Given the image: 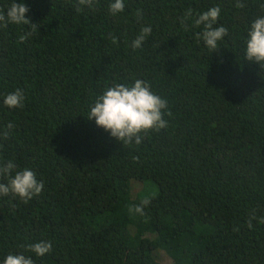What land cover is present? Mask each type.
I'll return each mask as SVG.
<instances>
[{"label":"trees","instance_id":"1","mask_svg":"<svg viewBox=\"0 0 264 264\" xmlns=\"http://www.w3.org/2000/svg\"><path fill=\"white\" fill-rule=\"evenodd\" d=\"M16 2L36 26L0 27V163L43 189L28 203L0 195V264H164L159 252L165 264H264V65L246 59L264 0H123L116 15L114 0L80 12L78 0ZM215 6L228 34L213 51L194 19ZM137 79L167 101V127L124 144L87 117L106 88ZM17 89L23 107L8 108ZM146 179L158 193L132 213L130 181ZM42 241L50 253L27 249Z\"/></svg>","mask_w":264,"mask_h":264},{"label":"clouds","instance_id":"2","mask_svg":"<svg viewBox=\"0 0 264 264\" xmlns=\"http://www.w3.org/2000/svg\"><path fill=\"white\" fill-rule=\"evenodd\" d=\"M81 6L93 8L94 0H78L76 11L82 10ZM237 8H244L245 5L239 0L235 5ZM264 8V4L261 5ZM29 8L23 3H17L13 0L7 10L0 9V27L6 28L8 24H24L35 28L26 13ZM112 15L124 11L123 0H114L109 6ZM221 9L219 6L211 7L194 19L195 26L203 25V31L197 33V40L202 39L207 48L215 51L218 49V41L222 40L228 34V29L224 26L214 27ZM140 10H137V16ZM193 17L192 9L189 8L181 18V24ZM152 32L150 26L141 29V33L132 42V48L138 49L142 47L146 37ZM27 35H31L28 33ZM27 35H21L20 40L27 39ZM246 41V59L255 61L260 65H264V16L257 18L252 22L247 33ZM112 42L116 43L117 38L112 37ZM24 94L22 90L17 89L15 92L9 93L3 99V103L8 108H22L24 104ZM167 107V101L155 94L151 90L148 82L137 79L132 86L116 84L108 87L102 95L94 102V106L90 108L88 119H94L98 127L109 132L110 135L124 144H131L133 141L138 145L142 142V133L149 131H159L167 127V121L163 119V110ZM170 115V113H169ZM9 129L12 124L7 125ZM5 138L7 132H5ZM15 164L12 161L0 163V178H6L7 183L0 182V195H12L18 197L24 203H28L33 197L39 195L43 189V181L37 179L36 173L30 169L16 171ZM150 204L149 199L141 201V206H131L129 211L137 214H144V207ZM249 227L251 223L249 222ZM27 249L36 254V256H44L52 251L51 242H39L28 245ZM2 264H34L31 257L23 254H8Z\"/></svg>","mask_w":264,"mask_h":264},{"label":"rangeland","instance_id":"3","mask_svg":"<svg viewBox=\"0 0 264 264\" xmlns=\"http://www.w3.org/2000/svg\"><path fill=\"white\" fill-rule=\"evenodd\" d=\"M158 193V187L155 181L152 179H146L143 181L140 180H131L130 181V194L132 197L137 198L138 200H144L150 197L155 196ZM158 257L161 258L163 263H166V257L163 253L159 252Z\"/></svg>","mask_w":264,"mask_h":264}]
</instances>
